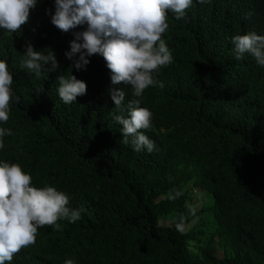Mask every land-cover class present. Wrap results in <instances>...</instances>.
<instances>
[{
	"label": "trees",
	"instance_id": "trees-1",
	"mask_svg": "<svg viewBox=\"0 0 264 264\" xmlns=\"http://www.w3.org/2000/svg\"><path fill=\"white\" fill-rule=\"evenodd\" d=\"M263 3L193 0L183 19L167 14L161 38L173 60L137 98L152 112L151 153L124 143L103 58L79 71L65 58L82 26L61 32L40 0L20 31H0L17 98L0 124L12 131L0 159L65 192L80 212L59 230L38 228L6 264H264V68L235 60L230 43L249 25L264 31ZM26 43L53 51L57 70L36 78L21 69ZM70 71L86 93L65 105L56 77Z\"/></svg>",
	"mask_w": 264,
	"mask_h": 264
},
{
	"label": "clouds",
	"instance_id": "clouds-1",
	"mask_svg": "<svg viewBox=\"0 0 264 264\" xmlns=\"http://www.w3.org/2000/svg\"><path fill=\"white\" fill-rule=\"evenodd\" d=\"M50 23L61 32L82 26L73 33L64 53L77 71L85 69L88 57L98 55L110 74L108 94L119 114L113 116L120 125L124 143L135 152H153L154 143L145 135L152 129V112L140 107L145 89L157 86L155 73L173 60L170 49L161 38L169 25L167 14L183 19L193 0H45ZM40 0H0V31L21 30ZM204 4L207 0H197ZM264 5V3L262 4ZM249 25L230 38L233 58L245 55L264 68V31ZM19 67L40 78L42 73L57 70L53 51L34 50L26 43ZM78 54V55H77ZM13 77L4 60H0V124L9 119L10 100L17 99L12 89ZM56 94L65 105L76 102L86 93V84L74 75L56 77ZM128 86L132 98L125 100L122 88ZM116 86V87H113ZM9 128L0 127V149L3 138L11 136ZM19 164L0 159V264H6L22 247L35 243L37 229L48 225L59 230L58 220L75 223L80 212L67 207L70 197L54 186L37 187ZM179 227V225H178ZM64 264H73L66 259Z\"/></svg>",
	"mask_w": 264,
	"mask_h": 264
},
{
	"label": "rangeland",
	"instance_id": "rangeland-1",
	"mask_svg": "<svg viewBox=\"0 0 264 264\" xmlns=\"http://www.w3.org/2000/svg\"><path fill=\"white\" fill-rule=\"evenodd\" d=\"M208 203H209V204H208ZM205 204L211 205V204H213V200H212V199L207 200V201L203 204V206H204ZM199 205L201 206V203H199ZM162 224H164V225H168V223H166V222H163ZM194 225H195V223L193 222V223L190 224V226H189L188 228H191V227H193ZM188 228H186V230H187Z\"/></svg>",
	"mask_w": 264,
	"mask_h": 264
}]
</instances>
